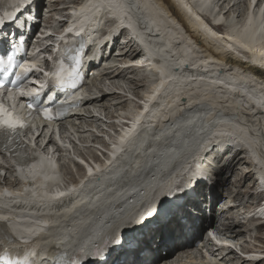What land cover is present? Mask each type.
I'll list each match as a JSON object with an SVG mask.
<instances>
[{"label": "bare ground", "instance_id": "1", "mask_svg": "<svg viewBox=\"0 0 264 264\" xmlns=\"http://www.w3.org/2000/svg\"><path fill=\"white\" fill-rule=\"evenodd\" d=\"M224 1V5H226L231 0ZM204 4L208 6L203 9ZM212 5L217 6L218 4L215 0L213 3L212 0H81L78 7L70 9L73 10L70 17L76 28L75 31L78 32L77 28L87 27L89 31L95 29V33L98 32L97 26H99L102 31L103 29L108 30L105 31L109 33L108 37L116 38L114 50L108 53L111 59H105V62H108L109 72L105 68L102 70V74L107 76V80L109 79L106 82L108 86L103 83L99 90V93L102 94L101 97L85 102L83 107L102 104L100 102H105V99L111 105L129 101L128 103H132L133 107L130 109L129 106L124 105L117 111L115 110L116 114H112L114 121L110 125L106 122L102 123L104 128H95L93 136L90 135L91 138H87L88 141L103 138L104 141L110 142L109 156L103 158V162L94 163L91 166L95 168H91L92 176L86 177L85 181L82 179L78 185L71 188L73 191L71 196L73 198L78 196L77 198L72 201L68 199V202L64 203L62 207L51 209L49 206L54 203V200L48 193V189L50 187L56 189L55 177L52 174L53 178L47 177L46 180L50 184L41 188L45 181L43 176L41 177L36 172L29 176L35 184L34 192L22 196L32 200L33 206L40 204L43 207L45 205L46 210H51L53 216L47 218V223L55 225L58 222L56 218L61 217L59 219L61 228L57 230L59 233L56 232L57 235L55 234L56 236L54 235L53 238L56 240L54 241L56 249L50 248V251L69 247L66 242L71 239L80 240L79 248L85 249L89 241L94 239L96 232L112 226H123L127 220L134 219L135 212L132 208L125 213H120L119 207L114 206L112 200L117 202L121 199L120 202L126 203L132 200L135 194L141 193L142 191H138L140 187H146L145 182L152 177L153 160L161 161L166 157V152H169L168 154L184 151L203 152L196 156L197 161L200 162L198 172L209 175L208 165L210 163L215 167V160L227 162L228 158L236 151L238 155L229 160L230 166L226 170H233L231 165L235 158L242 157L237 160V162H241L239 167L245 165L247 172L248 168L252 170L257 175L256 181L259 180V184L262 185L264 179V102L261 100H264V68H258L257 65L264 64V34L262 35L259 31L260 13L264 12V0L253 12L251 9L248 11L247 21L241 19L239 22L233 15L227 19L212 15V11L208 12ZM233 9H235V4H232L230 8L231 11ZM203 13L205 16H201ZM170 15L176 17L179 15L189 23L196 33L200 30L202 37L199 43H193L194 46L185 35L182 36L177 32L174 19ZM206 19L212 24H216L218 20H225L223 35L202 25V21ZM248 23L251 25H247ZM246 31L247 36L244 34ZM110 32L114 35L119 34L114 36ZM93 34H88L86 41L89 42ZM227 38L231 42H227ZM194 40L198 42L197 39ZM106 46L105 51L111 46V43H105L104 47ZM237 46L249 50L251 59H245L247 63L240 60L247 56L243 57V52H240ZM226 49L231 50L227 52ZM233 53L236 54L235 58H232ZM101 56L103 58L104 53H101ZM207 67L209 69L204 70ZM216 68L219 70L218 72L215 70ZM243 72L246 73L242 74ZM241 74L242 76L238 77ZM112 78H115V82H109ZM254 80H256V84ZM124 81L132 83V94L119 84ZM143 82H147V84H141ZM259 82L263 86L258 85ZM252 83L254 87H249ZM27 90L28 87H24L18 93ZM107 91L109 93H105ZM13 98L11 99L12 103L16 97ZM145 106H147V110H145ZM86 112L89 113V111ZM112 115L103 114L106 120H110L109 117ZM82 119L83 117L80 116L77 120L82 121ZM38 123L40 122L38 121ZM125 123L131 129L121 132L118 141L115 134ZM133 125H135L134 132L137 131V126L142 125L143 130L140 129L139 133L146 135L147 141L151 137L152 141L145 152V156H147L149 149H152L147 160L144 161L142 157H136V170L133 173L139 169L143 170L142 173L139 171L135 177L125 181L126 186L135 183L127 193L125 191L122 194L108 192L106 187L99 189L94 183L100 177L107 178L115 175L118 171L120 172L126 165L122 162L123 159L130 158L131 146L126 143V139L132 137ZM125 133H130L126 139ZM124 141L126 151L122 150ZM168 143L172 145L164 150L163 145H169ZM205 154L207 157L204 156ZM245 154L249 156L246 158L247 160L245 159L246 162H244ZM96 155L101 157L103 152L99 151ZM182 156L177 155V161L183 159ZM107 158L110 159L107 160ZM248 162L251 164L249 167ZM187 166L185 163L183 168ZM49 167L51 168V165ZM209 167L211 171L212 168ZM162 168L165 169L163 165L158 164L155 171L159 174L162 172ZM223 169L225 168H220L214 176L219 181L216 182L218 186L223 183ZM86 170L88 172L89 168ZM244 174L242 173L241 176L246 177L250 182V175ZM56 178L58 181V177ZM173 181L174 177L169 179L168 183ZM63 193L66 198L70 197V191L65 190ZM217 194L216 189L215 195ZM16 195L19 194L16 193ZM83 195H85L84 198H82ZM107 201H110V206L106 205L103 211L99 210L102 206L97 205ZM236 208L234 207L233 210ZM249 208L250 206L245 209ZM231 211L232 209L229 208L228 213ZM25 212L27 211H21V213ZM35 213L42 214L43 211L40 210L38 213L35 211ZM73 214L76 215L72 219H68ZM256 215L259 219L264 220V204L263 207L257 208ZM18 218L19 220H29L21 215ZM123 218L124 220L121 221ZM13 219L14 217L9 215V221L12 222ZM234 219V216L224 217L225 231L231 238H241L236 242L237 245L242 242L246 244L244 239L251 230L248 229V232L244 233L238 229L240 222H235ZM244 220L246 219L244 218ZM46 222H44L46 228H41V230L46 229L47 231L41 234L37 233L40 226L27 223H13L12 230L15 234H23L24 238L28 235L38 234L36 240L46 244L50 240L48 237L42 238L43 235L46 236L49 230L55 231L54 227L48 228ZM164 229H167L166 224L160 225L154 235L161 237ZM257 229L261 231L264 226H258L254 230L258 234ZM249 239L251 238L249 237ZM159 246L166 248L163 240L159 242ZM185 250H192V247ZM185 250L177 247L173 251L167 252L165 256L177 257L179 253H186ZM217 253L215 252L213 258H208L205 263L201 260H194L190 255L187 258L188 262L186 261L187 263L184 264H215ZM236 256L234 253H228L221 256L218 262L223 264L245 263ZM167 260L163 259L159 264H163ZM246 263L264 264V261Z\"/></svg>", "mask_w": 264, "mask_h": 264}, {"label": "rangeland", "instance_id": "2", "mask_svg": "<svg viewBox=\"0 0 264 264\" xmlns=\"http://www.w3.org/2000/svg\"><path fill=\"white\" fill-rule=\"evenodd\" d=\"M44 1H45V3H47V0H43V2ZM48 1L51 2L52 0H48ZM61 2L64 3V0H60L58 2L50 3V12H49V15L47 16L48 18H50L51 15H52V17L57 15V9H56L57 7L56 6L60 5ZM242 6H243V3H242V1H240L239 4H238V6H237L238 13L235 14V16H236L235 17V20L237 22H239L241 20V12H242L241 10H242ZM233 10H235V9H233ZM232 13H234V12H232ZM101 70H102V68H100L99 70H97V72L98 73H101L100 72ZM101 80H104V79H101L100 75H97V76H95V78L89 80L88 86L100 87L102 85L101 84ZM111 81L112 82H115V78H112L109 82H111ZM105 84L107 85V83H105ZM119 84L121 86H124L125 89H126V91H128V92L131 93V89H132L131 85H132V83H129V81H126V82L124 81V82H120ZM141 84L146 85L147 82H143ZM106 85H105V87H106ZM113 85H115V84H113ZM111 87H114V86H111ZM128 102L129 101H123V103L121 102L120 103L121 106H120V104L119 105H117V104L111 105V104H109V101L107 102V100L105 99V102L104 101H101L100 103H102V104H99L96 108H97V110H99V112L101 114H104V115H106V114L112 115V114H116V111L120 107H122L124 105L125 106H129V108L131 109L133 107V105H132V103L129 104ZM85 121L91 122L92 119L91 118H85ZM97 124H100V123H97ZM68 126L72 130L79 129V127H73L70 124H68ZM97 128L103 129L104 127H102V123H101L100 125H98ZM77 135L80 136L82 139L83 138H86V139L87 138H91L90 135L89 134L87 135L86 133H78V134H76V136ZM86 151H87V153H86ZM82 153L85 154V155H87V156H89V155H92V150L85 149V150L82 151ZM239 159H235V161L231 165V166H233V170L232 169H231V171L226 170V168H228L230 166L229 163L226 165V167H224L225 169H223V173H222L223 183H221L220 186H218V184H215V188L218 191L217 196L219 197L218 204L215 205V208L216 209L219 208V210H221V211H216L217 213H215V214H219L217 216H220L223 219L226 216L227 217L228 216L229 217L230 216H234V218H235L234 221L235 222H238V221L240 222V225L238 226V229L243 230L244 233L248 232V229H250L251 231L248 232L249 234H247V237H250L251 238V236L257 235L258 238L256 240L258 241V243H263L264 244V229H262L261 231H258V234H257L253 230V225L252 224L245 223L243 221V218L247 215V214H244V212L246 210L245 208L248 207V206H251V204L255 200L249 194V192L252 191L249 188V185H250L249 179H247L244 176H241V174L244 173V172H242V170H244V168L246 170V166L245 165H242V167H239V165H241V162H237V160H239ZM244 162H246V161H244ZM71 168H72V171H73L74 176H77L78 167L73 166ZM78 174H80V173H78ZM248 194H249V196L246 197ZM234 207H237V208L235 210H233ZM229 208H231L232 211L228 213V209ZM221 212H223V213H221ZM212 220L214 222L215 218L213 217ZM262 246L264 248V245H262ZM195 253L198 254V256H200V254H201L199 251H196ZM214 263L215 264H223V263H220L218 261H214ZM234 264H236V263H234ZM239 264H241V263H239ZM244 264H248V263L245 262Z\"/></svg>", "mask_w": 264, "mask_h": 264}, {"label": "snow or ice", "instance_id": "3", "mask_svg": "<svg viewBox=\"0 0 264 264\" xmlns=\"http://www.w3.org/2000/svg\"><path fill=\"white\" fill-rule=\"evenodd\" d=\"M213 35L216 34L213 33ZM5 65H7V67L12 66L11 56H8L6 61L0 59V68H4ZM21 79L20 76L16 77L17 81H20ZM58 79H60V83L62 84V78L58 77ZM4 87L3 84H0V89H3ZM37 103H39V101H37ZM29 108H32L31 104H29ZM145 110H147V106H145ZM40 112L45 119L53 118V109L51 107L43 108ZM20 127H23V124H21L14 116L10 115L9 111L3 106V104H0V135L8 134L13 136L16 133L17 128ZM134 129L135 125H133V130ZM128 135H130V133H125V137ZM81 163H83V161H81ZM88 175H92L91 169L88 170ZM56 195L57 197H62L65 193L59 192ZM167 195L175 196L176 199L168 200L166 196L164 199L160 200L157 205L156 215L158 216L161 211L167 213L168 218L166 221V227L169 230L170 238L173 241H179L185 236L186 232L193 224V210L199 209V204L194 197L198 196L199 193H197L196 186L184 187L183 185H180L174 189L169 188ZM177 201H183V203H178ZM166 205H171V207L166 208ZM185 221H188V223H185ZM33 255H35V253H33ZM4 264H21V262L5 261ZM24 264H27V261H25ZM73 264H76V262L74 261ZM89 264H94V262L90 261Z\"/></svg>", "mask_w": 264, "mask_h": 264}, {"label": "water", "instance_id": "4", "mask_svg": "<svg viewBox=\"0 0 264 264\" xmlns=\"http://www.w3.org/2000/svg\"><path fill=\"white\" fill-rule=\"evenodd\" d=\"M207 6H208V5H205V4H204L203 9H204L205 7L207 8ZM247 25H251V23H248ZM247 30H248V29H247ZM244 34L247 36V35H248L247 31H246ZM245 35H244V36H245ZM46 168H47V167H46Z\"/></svg>", "mask_w": 264, "mask_h": 264}]
</instances>
